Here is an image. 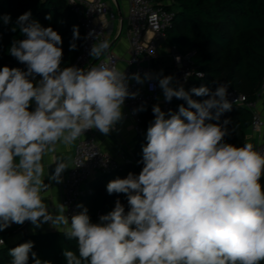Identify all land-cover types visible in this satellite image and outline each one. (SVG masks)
Segmentation results:
<instances>
[{
  "label": "clouds",
  "instance_id": "clouds-1",
  "mask_svg": "<svg viewBox=\"0 0 264 264\" xmlns=\"http://www.w3.org/2000/svg\"><path fill=\"white\" fill-rule=\"evenodd\" d=\"M154 20V15L149 18L150 23ZM0 22L10 25L11 15H0ZM17 30L24 38L13 39L8 53L26 70L0 68V232L25 221L36 227L46 222L56 229L63 225L62 234L76 241L78 252L65 249L66 264L264 261V151L250 142L237 147L225 141L231 121H219L233 106L228 100L230 82H217L215 90L206 85L186 90L162 70L155 76H129L109 62L87 70L62 67V37L51 26L43 27L29 10L11 27ZM79 38V28L73 26L69 50L77 48ZM109 47L97 36L90 55L99 59ZM195 75L205 77L203 72ZM153 79L166 102L175 97L187 106L165 113L154 105V120L137 162L142 170L107 183L109 195L126 194L128 210L117 199L97 223L83 205L70 219L62 204L51 212L41 195L50 186L44 179L43 157L58 144L71 146L87 130L109 134L124 119L125 100L139 94L129 90V80L143 84ZM193 95L206 99L198 101ZM51 164L55 169L48 180L61 183L69 168L65 158L54 157ZM33 248L34 242L27 241L9 249L10 264H29L30 256L32 264H49Z\"/></svg>",
  "mask_w": 264,
  "mask_h": 264
},
{
  "label": "trees",
  "instance_id": "trees-1",
  "mask_svg": "<svg viewBox=\"0 0 264 264\" xmlns=\"http://www.w3.org/2000/svg\"><path fill=\"white\" fill-rule=\"evenodd\" d=\"M151 1L164 6L167 10H174L173 25L164 35L166 41L178 54L189 57L198 72L205 73L204 78L189 79L187 86L190 89L206 85L215 90L217 82H230L228 92L242 94L249 102L256 101L264 81V0ZM29 10L32 18L43 27L51 26L61 35L62 67L71 66L80 51L83 32L66 0H0V15L10 14L12 18L10 25L5 26L0 22V68L8 66L26 70L25 65L9 55L8 49L13 39L24 38L19 30L12 32L11 27L21 14ZM49 14L51 20L46 19ZM73 26H78L80 38L76 40L77 48L69 50ZM193 99L202 101L206 97L193 95ZM181 104L187 106L184 100L174 97L171 101V110L178 111ZM140 116V134L133 153L135 163L127 165L128 173L136 175L139 174V168L143 167L142 163L137 162L142 159V146L147 143V128L154 120V117L145 110L141 111ZM224 119L231 121L227 125L229 135L225 137V141L233 145L242 142L251 126V111L243 105H235L231 111L221 116L219 123H223ZM119 171L120 169L113 174ZM113 196L109 194L102 196V190H98L83 197L80 205L88 209L91 221L96 223L99 216L113 209L111 207ZM117 199H120L127 211L126 194H119ZM82 210L79 207L78 213ZM27 241L34 242L33 251L42 261L49 264H66L63 255L65 249L77 252L76 241L66 239L62 232L31 235L25 236L13 246L1 248L0 264H10L8 250ZM29 264H32L31 256ZM261 264H264V261Z\"/></svg>",
  "mask_w": 264,
  "mask_h": 264
},
{
  "label": "built area",
  "instance_id": "built-area-1",
  "mask_svg": "<svg viewBox=\"0 0 264 264\" xmlns=\"http://www.w3.org/2000/svg\"><path fill=\"white\" fill-rule=\"evenodd\" d=\"M71 12L76 17L83 32V41L79 53L71 66L75 65L79 68L87 70L88 67L99 65L103 62L114 63L116 67L119 65V59L109 51L103 57L93 60L90 55L92 45L98 41L107 40L106 36L110 26L114 23L117 16L111 11L105 0H66ZM174 10H167L162 5H156L151 0H128L127 5V26L129 40V58L126 62L125 70L129 76L139 72L141 76L144 73L156 75L157 70L151 68V63L157 59V50L155 40L164 37L167 30L173 25ZM155 16V20L151 23L149 18ZM93 33L91 37L89 33ZM151 34L150 39H146L147 34ZM172 65L175 71V80L183 86H187L189 79L197 77L195 75L198 70L192 65L189 57L178 54L177 50L172 47L170 51ZM180 57V61L176 60ZM192 73L185 80V76ZM198 78V77H197ZM155 85L154 88H150ZM264 87L263 85L261 87ZM129 90L132 92L138 91L136 98H127L123 106L124 117L133 121L134 132L140 134L141 111L134 112V109H139L143 106L151 116L154 117L152 108L159 104L162 100L161 109L167 113L172 109L171 102H166L161 92L158 81L153 79L145 81L143 84H138L134 80H129ZM228 100L235 105H243L251 111V130L258 134L264 127V121L258 114L254 102L247 101L246 97L234 91L228 92ZM143 111V110H142ZM98 129H90L75 141L74 155L71 168L69 169L66 179L63 183V199L62 205L66 207L65 215L71 218L73 214L78 213L81 200L93 192L87 188L88 182L95 176H105L112 174L120 169L121 161L111 158L100 151L96 145V134ZM260 151H264V146H256ZM135 163V161H132ZM129 163V162H127ZM143 167L139 168V173ZM100 217V216H99ZM98 217V219H99ZM5 230L0 232V239ZM4 240V239H3ZM0 244V247L3 246Z\"/></svg>",
  "mask_w": 264,
  "mask_h": 264
},
{
  "label": "crops",
  "instance_id": "crops-1",
  "mask_svg": "<svg viewBox=\"0 0 264 264\" xmlns=\"http://www.w3.org/2000/svg\"><path fill=\"white\" fill-rule=\"evenodd\" d=\"M108 3L112 12L117 16L114 23L110 26L107 33V41L110 44L109 51L113 53L119 59V69H123L129 58V40H128V26H127V5L128 0H105ZM151 34L146 35V39H150ZM155 46L157 50V59L151 63V68L156 69V75L163 72L164 76L172 75L175 78V71L173 65L168 66V58L170 56L171 47L166 41L165 36L155 40ZM104 55V54H103ZM103 55L101 57H103ZM100 57V58H101ZM94 58L93 60H97ZM188 90V86H185ZM161 90V89H160ZM162 92V90H161ZM162 100L160 99L159 105H161ZM255 103V108L258 114L262 117L264 121V87L259 92ZM123 111V108H122ZM252 120V117H251ZM138 135L134 132L133 121L124 117L123 121L117 123L115 129L109 134H102L100 131L96 134V145L101 152L110 156L111 158L121 161L120 171L110 174L108 177L103 178L102 176L95 175L87 184V188L91 189L92 192L102 190V196L108 194L106 190L107 183L117 177L124 178L125 174L128 173L127 165L133 163L134 160L133 153L135 146L137 144ZM250 142L253 145L264 146V127L260 133L255 134L251 130V126L245 133V138L242 142L237 143L235 146L242 147L244 143ZM75 142L71 146H64L63 144L57 145V150L53 153H49L43 157L42 164L44 166V179L45 183H49L50 186L47 191L42 192V197L51 212L56 213L57 205L62 203L63 199V183L66 179V175L71 168L72 159L74 155ZM61 156L64 157L69 168H67L62 176L63 181L57 183L55 181H49L48 175L54 172L55 164H51L54 157ZM129 162V163H127ZM262 187H264V176L261 178ZM114 195L112 198L111 207L114 208L115 201L119 197V194ZM99 222V220H97ZM96 222V223H97ZM63 225L57 227L52 226L50 222L43 223L40 227L34 226L30 221H25L23 225H17L13 223L9 228H7L2 235L4 239V245L0 247L13 246L17 244L25 236L63 232Z\"/></svg>",
  "mask_w": 264,
  "mask_h": 264
},
{
  "label": "rangeland",
  "instance_id": "rangeland-1",
  "mask_svg": "<svg viewBox=\"0 0 264 264\" xmlns=\"http://www.w3.org/2000/svg\"><path fill=\"white\" fill-rule=\"evenodd\" d=\"M107 5H109V4L107 3ZM167 65L168 66L172 65V58H171V56H169V58H168ZM185 89L188 90L187 88H185Z\"/></svg>",
  "mask_w": 264,
  "mask_h": 264
}]
</instances>
